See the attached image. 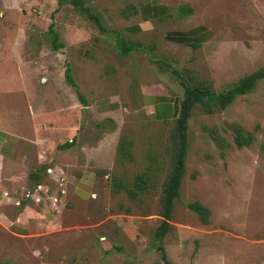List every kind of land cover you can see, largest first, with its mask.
<instances>
[{
	"label": "rangeland",
	"instance_id": "rangeland-1",
	"mask_svg": "<svg viewBox=\"0 0 264 264\" xmlns=\"http://www.w3.org/2000/svg\"><path fill=\"white\" fill-rule=\"evenodd\" d=\"M156 1L188 2L194 14L182 22L154 19L151 28L129 33L124 26L142 18L129 6L141 9L145 0H85L103 29L57 0H0V130L27 137L25 159L9 164L15 177L3 180L18 201L1 204L0 212L25 199L21 206L46 221L28 236L0 224V264H163L154 235L175 120L147 115L141 95L164 84L183 96L168 66L214 92L264 66V0ZM197 25L210 32L198 48L166 38ZM119 38L140 46L123 55ZM231 123L253 133L250 145L236 146ZM122 137L131 140L124 157ZM68 140L70 150L61 148ZM187 145L180 195L162 240L168 258L264 264V79L223 110L207 113L196 105ZM42 165L40 187L29 193L28 176ZM143 171L152 172L153 187L139 198L113 190V177L130 182ZM193 200L210 210L208 223L187 207Z\"/></svg>",
	"mask_w": 264,
	"mask_h": 264
},
{
	"label": "trees",
	"instance_id": "trees-1",
	"mask_svg": "<svg viewBox=\"0 0 264 264\" xmlns=\"http://www.w3.org/2000/svg\"><path fill=\"white\" fill-rule=\"evenodd\" d=\"M57 4L59 6H62L64 4L72 5L73 7L85 13L89 18L93 19L101 29L104 28L99 21V14L92 11L90 7L85 5V0H57ZM183 6L185 7V9L181 11L182 16H189L194 13V9L189 3H185L183 4ZM129 10H131L134 14L139 13V9L132 5L129 6ZM153 13L155 17H162L164 15L170 16V13H168V11H165V6L163 5H161V8L159 10H155ZM49 28L50 32L53 34V48L58 49L62 45L57 41V33L52 29V23L50 24ZM123 30L124 32L136 33L141 31V28L138 24H134L124 27ZM120 35L122 36L121 33L119 34V36ZM183 35L186 36V33H183ZM209 37L210 34L199 37L196 40H189L185 37L168 39L190 45L192 48H198L201 43L204 40H207ZM117 42V47L123 55L128 54V52L135 48H139L140 46L139 42H127L122 38H119ZM168 68L170 70V73L174 74L180 80V84L183 87V96L179 103L178 111L173 117V119L175 120V133H173L172 140L173 149L171 153V166L169 172L167 173L164 181L161 184L159 202L160 215L162 219L157 226L154 235L155 247L160 254V258L163 264H173V262L170 261L166 254V250L162 243V240L169 228V220L173 215L174 203L180 195V187L182 179L185 175V158L188 148V119L192 114V109L196 105H199L207 113L223 110L227 106H229L236 97L248 93L258 81L264 79V66H262L261 68H258L242 76L238 81L233 83L228 88L218 92H214L212 91L210 85L204 83L202 80H194L192 77L186 76V74L178 71L174 67L168 66ZM65 76L68 82H73L68 67L66 68ZM80 98L82 99V103H84L85 101L83 97L81 96ZM230 128L233 132V142L236 144V146H248L253 141V133L250 131H245L242 126L236 123H231ZM73 142V140L66 141L65 143L60 145V147H70ZM130 145L131 140L122 137L119 140L118 144L119 156L124 157L129 152L128 147ZM43 167H46V165L35 168L30 172L28 176V179L31 183V188L28 191L29 193L34 192L37 186L40 185L42 175L44 174ZM113 178V190L115 192H120L123 190L131 199L139 198L143 193L147 192L153 187L151 171H143L137 173L132 178V180H130V182L123 179H118L117 177ZM24 203L25 199L19 200L20 205ZM187 207L197 214L201 222H209L210 210L199 200L189 201L187 203Z\"/></svg>",
	"mask_w": 264,
	"mask_h": 264
},
{
	"label": "crops",
	"instance_id": "crops-1",
	"mask_svg": "<svg viewBox=\"0 0 264 264\" xmlns=\"http://www.w3.org/2000/svg\"><path fill=\"white\" fill-rule=\"evenodd\" d=\"M183 4H185V2L178 3L176 5H169L158 3L156 0H145L143 8L139 9V13L142 17L141 21L134 24H138L141 30H144L146 28H151V20H161L162 17H167L165 15L162 17H155L153 12L155 10H159L161 8V5L165 6V11H168V13H170V16L168 17L172 18L173 20L177 22L187 20L194 13L189 16H182L181 11L185 9ZM134 24L125 25L124 27ZM183 33H186V36H184ZM207 34H210V32H208L204 26L197 25L195 27H190V29H177L174 31H169L166 34V38L185 37L189 40H196L199 37L205 36ZM141 96L143 99L142 108L144 112L149 116L152 115L155 119L158 120L172 119L174 115H176L179 108V103L182 99L181 96L179 97L172 94V92H170L169 89L164 86V84L145 89ZM26 138L27 137L23 135L7 133L4 130H0V205L12 204L13 206V203L16 204L15 201L19 197L18 194L10 191L8 188H5L3 180L5 179L6 175H11V177L6 176L9 177L8 179L15 177L13 172L10 170L9 165L12 158L20 159L22 156L25 159ZM31 142H34V144L37 143V141L34 140H32ZM73 144L70 147H72ZM70 147L64 149L70 150ZM37 148L41 150L40 147ZM81 149H84V147H82ZM66 153L73 155V153H71L70 151ZM37 157L39 163L44 162L42 160V154L37 155ZM59 165V162L56 163L55 161L53 163V167L60 168ZM60 171L65 172L64 170ZM11 173L13 174V176ZM18 206L19 207H8V210H2V212H0V224L9 232L18 236H28L37 233L35 231L39 229L38 225L45 221L41 217L42 215H35L29 205L22 207L19 204Z\"/></svg>",
	"mask_w": 264,
	"mask_h": 264
},
{
	"label": "built area",
	"instance_id": "built-area-1",
	"mask_svg": "<svg viewBox=\"0 0 264 264\" xmlns=\"http://www.w3.org/2000/svg\"><path fill=\"white\" fill-rule=\"evenodd\" d=\"M38 187H40V185H39V186H37V188H38ZM37 188H36V190H37Z\"/></svg>",
	"mask_w": 264,
	"mask_h": 264
}]
</instances>
